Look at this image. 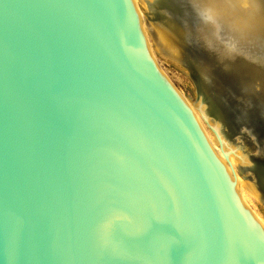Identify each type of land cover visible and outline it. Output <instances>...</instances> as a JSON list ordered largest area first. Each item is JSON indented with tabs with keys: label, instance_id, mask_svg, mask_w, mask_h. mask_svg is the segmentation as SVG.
Listing matches in <instances>:
<instances>
[{
	"label": "water",
	"instance_id": "1",
	"mask_svg": "<svg viewBox=\"0 0 264 264\" xmlns=\"http://www.w3.org/2000/svg\"><path fill=\"white\" fill-rule=\"evenodd\" d=\"M256 1L240 73L264 108ZM138 19L129 0H0V264H264L258 220ZM202 98L264 207V133Z\"/></svg>",
	"mask_w": 264,
	"mask_h": 264
},
{
	"label": "rangeland",
	"instance_id": "2",
	"mask_svg": "<svg viewBox=\"0 0 264 264\" xmlns=\"http://www.w3.org/2000/svg\"><path fill=\"white\" fill-rule=\"evenodd\" d=\"M140 9V12L143 14L148 24H152L154 27L165 29L167 32L172 33L170 34L171 37L176 39L175 41L179 47L183 48L186 53V57L177 58L165 50L154 49L156 46L149 42L153 63L170 87H173L172 89H174L183 101L194 110L198 102L206 106L202 97L218 103L220 100L219 97L223 94L221 89L217 90V92L207 91L208 86L206 87V84L202 83L204 77L197 69L196 59L194 56L190 57L186 50V45H189L190 49L195 50L205 59H200L199 61L203 64H207L209 68L214 69L213 72H217V74L221 76L219 80L226 92L230 93V102L237 112L235 118L241 117L243 126L254 129L255 125L259 132L264 133V108L253 98V94L259 91V89L249 80L248 74L245 71L246 69L244 70V76L240 73V69L246 67L244 64L247 62L254 64L256 62V55L252 52L251 56L253 59L247 61L240 57L239 60L241 62L234 65H229L220 60L217 55L219 54L217 49H215L216 51L211 48L207 49L209 47H207L205 37L202 33L205 23L199 18L197 11L188 0H152L148 2L145 7L141 6ZM144 31L148 36L146 29ZM214 52H217V54H214ZM206 81L207 84L210 85H219L215 78H210ZM261 100L264 101V97H262ZM207 114L210 120L216 122V119L210 114L209 110ZM204 126L209 131L208 133L212 134L210 127L206 124H204ZM234 171L236 177L240 180L237 179L241 183L253 184L256 190V182L254 181L255 174L245 171L239 166L238 168L235 167ZM246 194L248 197L245 202L247 207H249V211L264 226V207L259 203L256 197L248 193ZM249 197L250 199H248Z\"/></svg>",
	"mask_w": 264,
	"mask_h": 264
},
{
	"label": "bare ground",
	"instance_id": "3",
	"mask_svg": "<svg viewBox=\"0 0 264 264\" xmlns=\"http://www.w3.org/2000/svg\"><path fill=\"white\" fill-rule=\"evenodd\" d=\"M151 1L152 0H129L134 16H139L137 22V24L139 25L138 30L144 40V47L147 49L150 57H151V52L149 49L150 46L149 42L156 46V48H154L156 50H161V49L162 51L165 50L166 52L170 53L172 56L177 58L179 57L181 58L183 56L186 57V53L184 52L183 48L179 47V45L175 41L176 39L171 37L170 34L172 33L167 32L165 29L154 27L152 24L150 25L145 21L143 14L140 12L141 10L140 7L141 6L145 7L146 4H148V2ZM188 1L197 11L199 18H201V20L205 23L202 29V33L205 37V42L207 44V47H209L207 49L211 48L214 51H216L215 49H217V52L223 54L225 57H230V58L241 57L245 61L253 59L251 54L252 52L254 53L255 51L256 37H257V33L259 32V28L261 26L260 25L261 13L259 10V5L256 0H188ZM145 29L147 31L148 36L144 31ZM186 46H187L186 50L189 56L190 57L194 56V58L197 61V69L199 72H201L202 76L204 77L202 83L206 84L205 85L206 87L208 86L207 91L217 92V90L220 89L219 88L220 86L218 84H216L217 86L215 84L214 85L207 84L206 81L210 78H215L213 69L209 68L207 64H203L201 61H199L200 59L197 56L198 53L195 50L190 49L189 45ZM246 64H250V63L247 62ZM157 71L161 76V78L167 83V81L165 80V78L162 76V74L159 72L158 69ZM172 90L183 104L191 120L200 128L202 133L205 135L207 140L210 142V144L218 154L221 164L230 172L232 181L239 187V190L242 194L244 201L248 197L246 193L251 194L253 197L257 198L256 190L253 184L241 183L239 181L240 179L236 177L234 168L235 167L238 168L237 161L233 156V154L231 153V151L223 144V142L217 136L216 122L208 118V114H207L208 108H206V106H204L201 102H198L197 105L195 106L194 109L195 111H194L183 101V99L174 91V89ZM219 98L220 100L218 104L229 115L235 117V114L231 109V107L228 105L224 95L221 94ZM238 121L241 123L240 120ZM204 124L210 127V129L212 130V134L208 133L209 131L205 128ZM248 199H250V197ZM259 224L264 234V226L261 222H259Z\"/></svg>",
	"mask_w": 264,
	"mask_h": 264
}]
</instances>
